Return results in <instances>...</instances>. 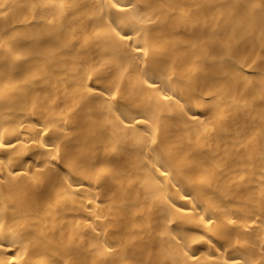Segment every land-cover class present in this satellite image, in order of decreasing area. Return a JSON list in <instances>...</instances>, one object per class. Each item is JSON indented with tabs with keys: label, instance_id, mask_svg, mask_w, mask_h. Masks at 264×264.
<instances>
[{
	"label": "bare ground",
	"instance_id": "1",
	"mask_svg": "<svg viewBox=\"0 0 264 264\" xmlns=\"http://www.w3.org/2000/svg\"><path fill=\"white\" fill-rule=\"evenodd\" d=\"M0 264H264V0H0Z\"/></svg>",
	"mask_w": 264,
	"mask_h": 264
}]
</instances>
